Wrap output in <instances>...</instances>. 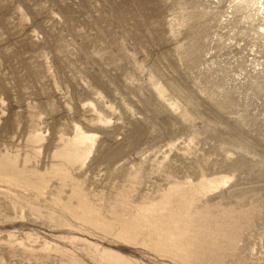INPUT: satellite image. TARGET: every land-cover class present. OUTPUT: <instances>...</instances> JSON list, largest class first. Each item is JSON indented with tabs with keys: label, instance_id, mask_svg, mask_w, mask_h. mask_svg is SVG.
<instances>
[{
	"label": "rangeland",
	"instance_id": "1",
	"mask_svg": "<svg viewBox=\"0 0 264 264\" xmlns=\"http://www.w3.org/2000/svg\"><path fill=\"white\" fill-rule=\"evenodd\" d=\"M0 264H264V0H0Z\"/></svg>",
	"mask_w": 264,
	"mask_h": 264
}]
</instances>
